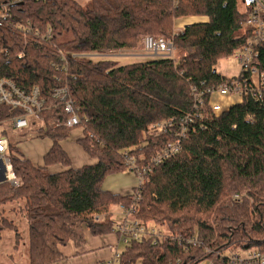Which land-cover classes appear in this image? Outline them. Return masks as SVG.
<instances>
[{"label": "trees", "instance_id": "trees-1", "mask_svg": "<svg viewBox=\"0 0 264 264\" xmlns=\"http://www.w3.org/2000/svg\"><path fill=\"white\" fill-rule=\"evenodd\" d=\"M10 9L0 27V79L27 93L38 88L45 103L36 133L51 142L43 166H35L10 140L16 185L0 183V208L11 205L27 222L29 264L63 261L61 248L70 242L84 246L86 230L93 236L116 232L111 207L129 206L132 197L106 190L105 179L128 170L126 154L146 163L176 141L174 135L150 133L151 125L180 123L188 116L192 121L180 151L141 185L135 218L196 238L201 246L185 249L144 236L124 244L122 264H226L219 254L229 249L264 252V100L249 93L219 116L200 117L209 109L206 91L231 80L216 72L217 63L246 44L239 35L249 15L242 0H90L86 6L76 0H24ZM191 17L208 21L176 32L177 23ZM15 23L24 30L15 31ZM49 29L52 38L38 45L31 33ZM145 36L169 39L182 51L180 58L120 65L105 57L137 49ZM259 50L264 72V43ZM60 51L78 58L64 64ZM100 55L103 59L94 60ZM59 88L75 103L83 132L77 143L94 164L72 167L61 145L72 128L52 127L68 118L54 97ZM201 92L204 106L196 107ZM21 114L0 104V122ZM9 130L1 132L9 137ZM55 165L62 170L50 172ZM5 212H0V239L7 230L19 238ZM97 215L104 220L96 222Z\"/></svg>", "mask_w": 264, "mask_h": 264}, {"label": "built area", "instance_id": "built-area-1", "mask_svg": "<svg viewBox=\"0 0 264 264\" xmlns=\"http://www.w3.org/2000/svg\"><path fill=\"white\" fill-rule=\"evenodd\" d=\"M24 2V0H12L0 4V27L5 25L11 15L10 7L12 5ZM242 6L249 11L248 18L239 31L241 37H246V44L237 49L233 57L241 65V72L238 77L228 81L227 84L222 85L218 89H208L206 92L209 95V109L205 114L200 115L201 120L208 119L212 116H219L227 111L221 103V100H214L216 97L237 98L240 103L243 97L252 93L256 100H264V72L260 71L261 55L259 47L264 43V0H242ZM15 31L24 30L21 23L12 25ZM28 33V30H27ZM30 35V34H29ZM51 30L46 34L35 32L31 33L35 41L43 44L52 38ZM143 49L151 57H165L174 58L173 42L163 36H145L143 38ZM6 53V51H2ZM60 60L64 64H68V60L78 58L74 55H65L61 51ZM39 90L34 88L31 93H27L17 86L8 78L0 79V104L23 114L14 116L8 121L0 122V176L3 169L5 170V182L11 185H16L15 175L9 160L10 154V139L8 136L2 134L1 130L4 128H11L15 131L25 130L30 125L37 121L38 113L42 110L45 102L39 100ZM204 93H196V107H203L204 101L202 99ZM54 97L63 104L67 120L64 122H55L52 124L53 128H78L80 122L75 113V107L72 100L69 99L67 89L59 88L54 90ZM192 121V117L188 116L178 123L175 119L164 122H158L149 127L150 133L155 134H170L176 136V141L167 145L162 151L150 157L146 163H139L136 157L125 155L124 159L128 170L134 173L138 180V187L130 194L132 202L129 206L123 204L119 205L123 214V220L119 224H115L116 233L120 234V241L122 244H127L130 240H140L141 238L152 236L163 241L178 243L184 246L185 249L192 246H201V243L196 238L184 239L181 235H173L172 233L162 232L156 226L145 225L143 222L135 218L137 208L139 207L140 195L139 189L144 183L146 177L152 173L155 167L161 165L162 162L169 159L171 156L178 153L181 149V142L184 140L189 132L187 124ZM39 135V134H38ZM31 137H35V132ZM143 158H141V161ZM140 161V162H141ZM143 162V161H142ZM240 196L235 195V199ZM96 222L103 221L104 215L95 216ZM208 252V250H207ZM226 259V264H264V252L258 249H229L223 254H219ZM122 254L118 249L115 250L111 258L96 262L93 264H122ZM180 261H178L179 263ZM205 262V261H204ZM210 262V261H209ZM209 264H212L211 262Z\"/></svg>", "mask_w": 264, "mask_h": 264}, {"label": "crops", "instance_id": "crops-1", "mask_svg": "<svg viewBox=\"0 0 264 264\" xmlns=\"http://www.w3.org/2000/svg\"><path fill=\"white\" fill-rule=\"evenodd\" d=\"M193 20V21H192ZM208 19L207 18H190V19H184L183 21H179V23H177L176 25V29L180 30V29H184L186 26H189L191 24H196V23H204L207 22ZM141 44H143V42H141ZM141 44H139V47L141 46ZM138 47V49H139ZM132 50L134 54H128V55H119V56H125V57H133V58H137L140 57L141 55L136 54L137 50ZM137 53H141V52H137ZM143 56H145V53H143ZM214 100H221L222 105L224 106V108H226V110H229L233 105L240 103V100L237 98H229V97H224V98H219L216 97ZM75 132H77V130H74ZM9 139L11 141H13L14 143H16V145L18 147H20L21 142L27 141V139H33L32 136V132L31 131H25V130H20V131H15V130H9ZM82 134V132L78 133H72L70 138L68 140H65L61 143V145H63V149L67 152V154L69 155L70 159L72 160V167L74 168H80L84 165H90V164H94L95 161L92 160L84 151L83 149L80 147V145H78L77 141L79 138L82 137V135L80 136V134ZM79 134V135H78ZM36 142V141H35ZM76 143V144H75ZM75 145H78L75 146ZM51 146V142L49 144V147L47 148V146H43L42 149H40V151L47 149L46 152H44L43 157H28L25 156L27 159H29L30 161H32V163L35 166H43L44 164V155L48 152L49 148ZM20 150L22 151L21 147ZM39 151V152H40ZM69 151V152H68ZM75 153V154H71ZM81 152V153H80ZM22 153L24 154V152L22 151ZM62 170V167L59 165H55L52 167H49V171L50 172H59ZM119 177V179L121 180H134L136 177L133 173H131L130 171H128V174H120L117 175ZM132 184H129V182H122L120 184H117L116 188L111 187L110 185H107L106 183L104 184V188L114 194H118L121 196H128L130 195L135 188L131 186ZM122 214V213H121ZM123 216V214H122ZM111 218L113 219V217L111 216ZM123 220V218L120 221H114L115 224H119L121 221ZM85 238H86V244L80 248L75 247L73 242H70L66 247L61 248V251L64 255L63 261L57 262L55 264H93L96 262H101L103 260L109 259L112 257V255L114 254L115 250L122 247V242L120 241V234L113 232L107 235H102L101 236H93L89 230L85 231ZM209 264L210 262L205 261L201 264Z\"/></svg>", "mask_w": 264, "mask_h": 264}, {"label": "rangeland", "instance_id": "rangeland-1", "mask_svg": "<svg viewBox=\"0 0 264 264\" xmlns=\"http://www.w3.org/2000/svg\"><path fill=\"white\" fill-rule=\"evenodd\" d=\"M76 1L81 3L83 6L88 5L90 2V0H76ZM192 18H198V17H191V19ZM187 19H190V18H187ZM182 30L183 29H180V30L176 29V32L182 31ZM138 51L141 53H137ZM132 52H133L132 50H129V51H124L120 54L119 53L118 54L117 53H115V54L109 53L108 55H105V57L108 58L109 60L112 59V60H115L116 62H119L120 65H126V64H130V63H136V62H144L148 59H151V56H149L145 52V49H143V44H141V46L139 47V49L136 52V54L141 55L140 57L133 58V57L119 56L121 54L122 55L134 54ZM143 53H145L146 57L143 56ZM181 54H182V51L175 50L173 57L178 59V58H180ZM112 55H113V57H110ZM115 56H117V57H115ZM99 59H103L101 55H100V57L99 56L94 57V60L98 61ZM215 70L218 74L223 75L229 79H233V78L238 77V75L240 74L241 65L239 64V62H237L235 60V58L233 56H231V57L219 60V62L216 65ZM40 126H41V123L37 122L36 124L30 125L27 129H25V131H31L32 133L35 132V137H33V139H27V141L21 142V144H20V147H21L22 151L24 152V156H27V158L28 157H33V158L34 157H43V154H44V152H46L47 149H45V151L44 150L40 151V149H42L43 146H47V148L49 147L50 140L48 138H41L40 135H38V133H36L37 128ZM74 130H77V132H75ZM78 131L82 132V129L81 128H74V129H72L71 134L72 133L73 134L78 133ZM79 134L81 136L83 134V132H82V134L81 133H79ZM78 145H75V146L78 147ZM71 154L73 155L75 153L71 152ZM128 171L129 170L122 172V173L109 175L105 179L104 184L106 183L107 185H110L111 187L116 188L117 184H120L122 182H125V183L129 182V184H132L131 185L132 188L138 187L137 177H134L135 179L130 181V180H121L117 176L120 174H124V175L128 174ZM10 208H11V205L3 206L0 208V212L2 211V209L6 210L5 215L9 216L12 220L15 221V223L18 226V231H19L20 236H19V238H16L15 231H12V230H7L3 233L2 239H0V264H29V258H28V245H29L28 244V231L29 230H28L27 222L22 215H20L17 211L15 213H13V211H11ZM110 213L112 214L114 221H116V220L120 221L123 218V216L121 214L122 212L120 210V207L117 205L111 207ZM160 228L158 227V229L161 230L162 232H166V234L168 233V231L166 230L165 227L161 228V229ZM123 246L124 245H122V247L119 248V251L123 250V248H124ZM139 264H141V263H139ZM205 264H207V263H205Z\"/></svg>", "mask_w": 264, "mask_h": 264}, {"label": "water", "instance_id": "water-1", "mask_svg": "<svg viewBox=\"0 0 264 264\" xmlns=\"http://www.w3.org/2000/svg\"><path fill=\"white\" fill-rule=\"evenodd\" d=\"M229 111V110H227ZM4 172H2L1 176H0V183H4L6 181L5 179V170L3 169Z\"/></svg>", "mask_w": 264, "mask_h": 264}]
</instances>
